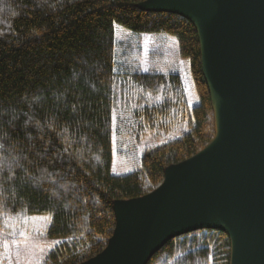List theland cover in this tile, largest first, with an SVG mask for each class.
Here are the masks:
<instances>
[{
  "label": "trees",
  "instance_id": "1",
  "mask_svg": "<svg viewBox=\"0 0 264 264\" xmlns=\"http://www.w3.org/2000/svg\"><path fill=\"white\" fill-rule=\"evenodd\" d=\"M144 1L0 0V222L50 216L46 239L60 243L43 264L96 257L114 232V203L152 193L166 168L214 137L194 27L140 10ZM115 25L136 37H174L197 105L188 106L176 74L118 67ZM114 112L127 116L115 129L121 124L133 139L128 152H115L131 169L125 176L112 173ZM229 262L226 235L201 230L168 241L147 264Z\"/></svg>",
  "mask_w": 264,
  "mask_h": 264
},
{
  "label": "water",
  "instance_id": "2",
  "mask_svg": "<svg viewBox=\"0 0 264 264\" xmlns=\"http://www.w3.org/2000/svg\"><path fill=\"white\" fill-rule=\"evenodd\" d=\"M195 29L214 137L164 171L159 188L116 201L105 249L82 264H147L168 241L224 233L229 264H264V0H146Z\"/></svg>",
  "mask_w": 264,
  "mask_h": 264
},
{
  "label": "rangeland",
  "instance_id": "3",
  "mask_svg": "<svg viewBox=\"0 0 264 264\" xmlns=\"http://www.w3.org/2000/svg\"><path fill=\"white\" fill-rule=\"evenodd\" d=\"M114 31L118 67L136 69L142 73L176 74L182 82L188 106L191 108L197 105L198 99L188 60L180 57L174 37L168 35L136 37L118 25L114 26ZM124 117L121 112L113 113L114 129ZM115 133L112 137L114 149L112 173L116 176H125L131 173V169L126 165L123 157L115 155V152L122 154L128 152L133 139L127 136L128 131L121 124L115 129ZM160 143L156 140L153 143L146 141L145 144L134 149L137 155H141L149 146ZM50 221L48 215L4 216L0 222V264H43L55 246V243L46 239Z\"/></svg>",
  "mask_w": 264,
  "mask_h": 264
},
{
  "label": "snow or ice",
  "instance_id": "4",
  "mask_svg": "<svg viewBox=\"0 0 264 264\" xmlns=\"http://www.w3.org/2000/svg\"><path fill=\"white\" fill-rule=\"evenodd\" d=\"M60 242L59 241H56L55 244H59Z\"/></svg>",
  "mask_w": 264,
  "mask_h": 264
}]
</instances>
